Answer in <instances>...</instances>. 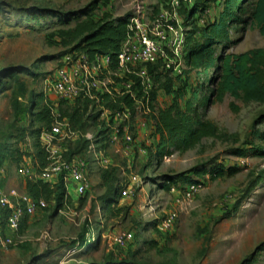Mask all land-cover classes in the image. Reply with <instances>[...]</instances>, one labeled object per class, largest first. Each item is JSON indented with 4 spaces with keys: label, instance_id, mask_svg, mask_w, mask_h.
I'll return each instance as SVG.
<instances>
[{
    "label": "rangeland",
    "instance_id": "1",
    "mask_svg": "<svg viewBox=\"0 0 264 264\" xmlns=\"http://www.w3.org/2000/svg\"><path fill=\"white\" fill-rule=\"evenodd\" d=\"M93 1L0 0V144L18 149L15 156L20 158L8 157L0 162V185L6 189H24V179L28 178L19 173L20 166L31 167L34 175L46 166L37 155L38 139L33 135L44 124L33 123L31 114L22 113L29 109L34 95L42 94L41 104L58 108L62 117L78 102L60 100L47 91L46 84L63 56L74 50L73 45L63 44L58 31L85 19ZM201 1L206 9L184 20L186 43L179 76L164 72L156 82L153 76L157 100L149 104L150 112L140 116L133 112L121 122L133 134V143H108L112 125H107L95 105L89 106L84 127L74 126L67 118L73 130L91 133L89 145L94 143L110 161L102 164L88 153V148L73 156L89 163V190L81 198L75 185L70 184L69 195L61 205L55 195L46 198L47 207L26 219L14 245L0 249V264H104L112 260L241 264L264 242V139L258 137L264 132V103H244L227 95L204 110V118L219 127L218 137H205L195 147L173 151L160 160L149 156L154 148V114L173 100L161 84L172 75L175 88L182 82H188L189 89L206 82L208 93L212 86L207 80L216 69L206 73L204 68H192L185 54L193 43L202 40L201 30L219 16L227 0ZM255 2L238 0L239 21L230 27L229 43L215 46L217 56L264 47V34L253 17ZM159 4L160 0H111L107 6L99 3L92 16L100 19L108 12L114 18L131 19L139 8L140 12L152 13ZM11 68L18 71L15 78L8 77ZM142 119L152 128L147 142L138 135ZM84 140L74 136L62 141L65 157L69 159L71 151ZM238 150H244L245 155H238ZM222 164L235 172L211 179L209 171ZM192 169L206 173L196 177L202 180L203 188L191 200L184 199L177 188L171 191L163 187L167 176ZM107 170L113 172L118 187L111 206L104 200L110 190L102 178ZM191 175L196 176L195 172ZM59 182L50 183L53 190ZM170 211L178 214L175 225L170 231H160L154 222L157 225ZM124 231L132 232L135 240L121 247L115 236ZM254 264H264V250Z\"/></svg>",
    "mask_w": 264,
    "mask_h": 264
},
{
    "label": "trees",
    "instance_id": "2",
    "mask_svg": "<svg viewBox=\"0 0 264 264\" xmlns=\"http://www.w3.org/2000/svg\"><path fill=\"white\" fill-rule=\"evenodd\" d=\"M167 0H160L159 7ZM111 0H94L89 4V8L85 11V19L78 21L74 27L61 29L58 31L66 46L73 45L74 50L84 51L91 55L109 54L114 58L120 51L121 45L128 35L130 16L114 18L111 13H104L100 19H95L92 13L98 8L99 3L107 6ZM238 0H227L222 12L213 21L208 22L201 30V41L193 43L187 53L185 59L192 68H204L207 73L211 69H216V74L207 81L211 82V88L208 93L205 91L208 85L202 83L192 89H189L188 82H182L177 88L173 86V79L169 77L166 82L161 84L168 94H172V102L170 105L158 108L155 119V132L153 134L154 145L149 156L156 160H160L164 156L171 155L173 151L184 152L195 147L205 137H218L219 127L213 121L204 118V110L215 102H221L227 95L239 99L244 103L258 102L264 103V47H255L240 53H229L217 56L215 46L224 42L229 43L230 27L239 21L236 14ZM206 9V5L201 0L191 9L185 7L182 13L189 20L194 14L202 12ZM254 21L258 24L260 31L264 34V0H256L253 9ZM73 51V50H72ZM148 68L154 76V82L159 81L162 74H171L170 70L163 68L161 63L149 64ZM8 77H16L18 71L9 69ZM177 76L179 74L177 73ZM18 79V78H17ZM140 96H142V86L140 83ZM106 106L111 110L124 109L125 105L133 109V100L129 96H104ZM151 104L157 100V88L150 90ZM42 94L34 95L29 109H23V114H31L32 122L51 126L53 116L51 107L41 104ZM70 102V101H69ZM90 103L88 101L78 102L73 106L71 111H64V117L68 118L70 123L77 127H84V117L87 114ZM262 121H264V116ZM37 128L33 135L37 140V155L45 166L47 163V154L41 145L40 133L42 126ZM258 137L264 139V132H259ZM89 140L79 143L77 148L71 151L73 158L77 154L86 150ZM18 149L10 150V148L0 144V162L8 157L15 160L20 158L15 156ZM255 153H262L258 150ZM238 155H245L244 150H238ZM195 172L196 176L191 173ZM233 174L235 170L231 167L225 168L223 164L216 169L209 171L210 178L216 179L225 173ZM206 171H198L195 169L184 171L174 176H167L163 187L170 190L175 186L181 190L188 183L202 182L196 178ZM102 178L109 183L110 190L104 196L108 206L115 202L118 194V187L114 185V174L111 171L103 173ZM3 186V184H1ZM24 189L35 198H50L55 195L59 205L63 203L66 195V189L63 179L57 185V189L53 190L50 182L43 180L24 179ZM84 195V194H83ZM83 195H80L82 198ZM156 227V222H154ZM23 228V226H22ZM135 240V239H134ZM264 250V242L261 243L256 251L246 258L241 264H254L257 255ZM104 264H136L132 260H112Z\"/></svg>",
    "mask_w": 264,
    "mask_h": 264
},
{
    "label": "built area",
    "instance_id": "3",
    "mask_svg": "<svg viewBox=\"0 0 264 264\" xmlns=\"http://www.w3.org/2000/svg\"><path fill=\"white\" fill-rule=\"evenodd\" d=\"M198 0H167L157 12H140L130 19L128 35L120 51L114 58L109 54L91 55L84 51L73 50L66 53L52 78L47 80V91L64 101H88L101 110V116L112 125L108 143L123 141L134 142V136L124 126L123 120L135 112L136 116L150 112V90L153 88V74L148 65L161 63L163 68L173 73L180 72L184 59L186 16L182 13L185 7L191 9ZM140 83L142 96H140ZM129 96L133 100V109L125 105L124 109L111 110L106 106L104 96ZM57 107V106H56ZM99 107V108H98ZM53 123L40 133L41 145L47 154V164L40 174L34 175L31 167L20 166L19 173L31 180L55 182L62 180L67 185H75L78 194H85L91 185L89 163L83 158L67 159L66 148L62 141L66 138H85L89 141L93 135L89 132L72 129L66 117H62L58 108L51 106ZM138 135L141 141H149L152 128L146 120L138 122ZM88 153L104 165L109 159L103 157V151L94 143L88 146ZM100 156V157H99ZM202 182L188 183L181 190L186 200H191L200 189ZM171 191L177 190L173 186ZM48 202L45 198H35L25 189H6L0 185V249L14 245L16 237L22 230L27 218L37 211L45 209ZM178 214L170 211L157 223L160 231L173 229ZM134 239V234L124 231L115 236L118 246L124 247Z\"/></svg>",
    "mask_w": 264,
    "mask_h": 264
}]
</instances>
